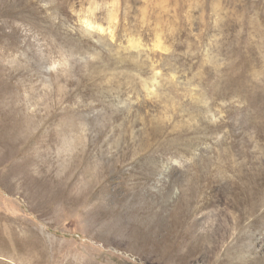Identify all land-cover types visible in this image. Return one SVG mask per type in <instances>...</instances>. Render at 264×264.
Returning <instances> with one entry per match:
<instances>
[{"label":"rangeland","instance_id":"374dc122","mask_svg":"<svg viewBox=\"0 0 264 264\" xmlns=\"http://www.w3.org/2000/svg\"><path fill=\"white\" fill-rule=\"evenodd\" d=\"M0 264H264V0H0Z\"/></svg>","mask_w":264,"mask_h":264}]
</instances>
